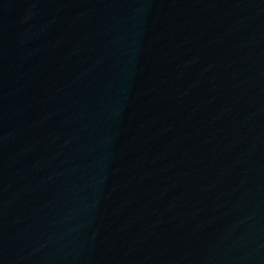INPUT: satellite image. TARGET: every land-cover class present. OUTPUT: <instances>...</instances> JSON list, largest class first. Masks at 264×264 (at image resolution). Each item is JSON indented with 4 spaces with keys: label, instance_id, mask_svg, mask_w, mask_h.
I'll use <instances>...</instances> for the list:
<instances>
[{
    "label": "water",
    "instance_id": "water-1",
    "mask_svg": "<svg viewBox=\"0 0 264 264\" xmlns=\"http://www.w3.org/2000/svg\"><path fill=\"white\" fill-rule=\"evenodd\" d=\"M0 264H264V0H0Z\"/></svg>",
    "mask_w": 264,
    "mask_h": 264
}]
</instances>
